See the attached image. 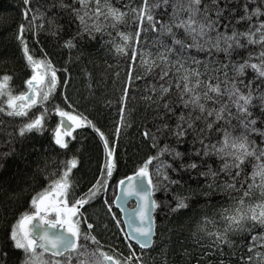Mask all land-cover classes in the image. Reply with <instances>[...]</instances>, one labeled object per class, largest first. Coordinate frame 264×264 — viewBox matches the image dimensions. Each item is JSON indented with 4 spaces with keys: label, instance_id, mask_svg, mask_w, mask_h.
Segmentation results:
<instances>
[{
    "label": "snow or ice",
    "instance_id": "6c2138e0",
    "mask_svg": "<svg viewBox=\"0 0 264 264\" xmlns=\"http://www.w3.org/2000/svg\"><path fill=\"white\" fill-rule=\"evenodd\" d=\"M19 13L13 38L30 74L15 91L12 75L0 72V114L16 121H0V143L10 145L0 160L18 152L17 142L23 148L27 136L43 132L51 114L59 117L51 142L66 155L56 168L49 169L48 158L44 168L37 166L46 183L6 227L0 264H264V0H22ZM45 25L69 50L62 69L29 46V34L39 44ZM72 50L86 97L106 90L109 77L113 85L120 81L117 99L103 101L113 109V137L67 94ZM58 91L63 103L53 102ZM140 107L137 129L155 151L116 181L109 201L118 141ZM82 125L98 134L104 160L100 174L78 191L79 156L67 149ZM11 179L0 180L7 200L15 195ZM174 185H187L173 194L174 203L154 198L158 188L167 193ZM101 193L127 254L106 247L82 210ZM192 197L203 201L202 211L188 227L177 214Z\"/></svg>",
    "mask_w": 264,
    "mask_h": 264
},
{
    "label": "trees",
    "instance_id": "16d2710c",
    "mask_svg": "<svg viewBox=\"0 0 264 264\" xmlns=\"http://www.w3.org/2000/svg\"><path fill=\"white\" fill-rule=\"evenodd\" d=\"M20 6H22V0H0V72L7 71L12 75L10 83L15 91L23 89V79L30 74V69L26 65L23 55L13 38L14 32L21 20L19 13ZM57 22L63 23V20H58ZM46 29L47 25H45V30H42L40 33L39 44L32 42L29 34V46L36 56H42L46 52L57 67L62 69L65 66V61L68 60L69 50L62 47L60 41L56 37L48 34ZM67 34V31H65L61 34L60 38H65ZM97 38L99 39V36ZM41 46H43V51ZM96 54L103 59V47L97 46ZM71 55L73 59L68 66L72 72V82L67 87L68 96L80 111L95 120L109 137H113V109L103 101L109 98L112 100L117 99L118 93L115 91V88L119 86L120 81L118 80L116 85H113L109 77L106 90L97 88L95 96L86 97L84 80L79 71L81 62L75 59L76 50H72ZM123 66L124 61L122 58L121 67ZM114 70L113 68L111 71ZM93 71L95 72V69ZM135 71L140 72L143 69L137 65ZM59 75L62 77L64 74L60 72ZM60 87L63 88L64 85L61 83ZM140 94L138 89L137 95ZM53 102L63 103L59 91L54 94ZM134 104L135 101H130L128 107L132 108ZM36 111H39V108ZM142 112L143 107L133 112V124L131 128L122 132L119 138L115 153L117 167L114 168L112 176L109 177L107 188L109 201L114 199L116 181L121 176H126L130 172L135 171L138 162L150 152L155 151V149L149 146L148 142L141 139L140 132L137 129V126H142L143 123L141 118ZM58 119L59 117L56 114L47 116V127L43 132H34L27 136L23 148L17 142L16 147L18 152L12 153L0 160V180H6L12 177V191L15 193L11 200H7L5 199L7 194L0 190V243H3L6 227L15 215L19 211L30 207L27 201L30 199L31 192L46 183L43 172L38 171L37 166L41 169L44 168L45 158H48L51 161L48 164L49 169L56 168L58 167V161L65 158V151L54 146L51 142V128L55 126ZM0 121H4L5 124L9 125L16 122L3 114H0ZM0 127L3 126L0 125ZM4 139L3 133H0V141ZM69 144L70 147L67 149V154H76L79 156V163L73 171V179L78 185V191H84L89 183L94 181L95 177L100 174V164L104 160L103 145L98 134L89 125H82L79 129L74 130V139L69 138ZM9 147L10 145L8 144L0 143V153L7 152ZM46 148L49 150L46 151ZM21 154L25 155V160L27 161L26 168L24 167L25 160L20 159ZM13 174L15 175L13 176ZM190 183L194 184L195 181L193 180ZM186 187L187 185L183 187L181 185H174L167 193L161 187L153 193V196L157 200L168 199L174 203L173 194L177 192L183 194ZM103 199L104 194L101 193L98 198L84 205L82 210L87 214L89 221L93 223L94 233L106 247L111 244L113 247H118L121 252L127 254V243L123 240V234L119 232L114 220L104 206ZM212 202L215 203V198ZM202 203L203 201L192 197L190 202L191 206L185 211H179L177 214L178 217L181 220H187L188 227H191L195 223L196 218L201 214ZM113 211L120 218L119 212L114 207ZM208 211L210 212L211 209L209 208ZM160 213H163V208L159 210V213L154 214L159 217ZM176 218L175 216L173 217L174 222ZM83 228L86 230L87 224H84ZM13 255L18 256L19 253H13Z\"/></svg>",
    "mask_w": 264,
    "mask_h": 264
},
{
    "label": "water",
    "instance_id": "95a60500",
    "mask_svg": "<svg viewBox=\"0 0 264 264\" xmlns=\"http://www.w3.org/2000/svg\"><path fill=\"white\" fill-rule=\"evenodd\" d=\"M115 192H116V188H115ZM114 198H115V196H114ZM130 202H132V206H129V203H130ZM135 203H136L135 198H134V197L131 198V199L128 201V207H133ZM113 207H114V208L119 212V214H120V209H119V207L116 206V205H114ZM120 219L123 220V217L120 216ZM133 243H134V242H133ZM136 246L139 247L138 245H136Z\"/></svg>",
    "mask_w": 264,
    "mask_h": 264
}]
</instances>
